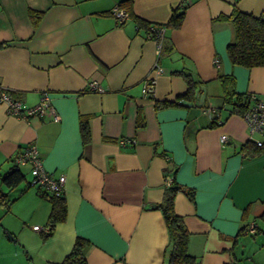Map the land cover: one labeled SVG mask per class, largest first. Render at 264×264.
<instances>
[{
    "label": "crops",
    "instance_id": "obj_1",
    "mask_svg": "<svg viewBox=\"0 0 264 264\" xmlns=\"http://www.w3.org/2000/svg\"><path fill=\"white\" fill-rule=\"evenodd\" d=\"M120 1L0 0V83L27 106L47 92L60 116L22 118L0 103V189L12 200L0 205V264H60L78 237L88 240V264H166L169 231L151 206L163 198L170 166L196 264H264V153L241 151L262 134L229 112L220 78L233 76L229 90L264 100V65L232 64L234 26L221 18L234 7L264 16V0H130L123 23L113 14ZM184 2L182 25L167 28L161 43L138 25L165 24ZM178 71L199 83L195 98L158 108L187 90ZM149 77L156 83L146 95ZM92 81L100 90H90ZM29 144L49 173L66 177L67 215L49 236L34 229L47 226L51 202L29 185L31 165H19L25 179L16 188L2 180Z\"/></svg>",
    "mask_w": 264,
    "mask_h": 264
},
{
    "label": "trees",
    "instance_id": "obj_2",
    "mask_svg": "<svg viewBox=\"0 0 264 264\" xmlns=\"http://www.w3.org/2000/svg\"><path fill=\"white\" fill-rule=\"evenodd\" d=\"M130 0H121L118 6L125 9L130 16L128 9L124 5ZM189 3L184 2L180 8L173 11L170 19L165 24H151L143 19H138V25L146 29L148 34H152L156 37L155 28L157 26L164 25L167 28H177L183 23L186 9ZM30 14L34 18L41 17L40 12L31 11ZM221 18L229 19L234 26V38L227 45V52L229 58L234 65H242L247 68L264 65V16H257L253 13L245 12L237 7H234L230 16H222ZM166 37V34L164 38ZM163 38V39H164ZM182 74L188 83L187 90L178 96V99L170 100H157L156 106L164 107L168 105L181 104L179 99L186 98L192 100L196 96L197 89H199V83L195 81L192 76L184 71H178ZM224 84V96L225 101L229 103V112L244 113L249 103V97L251 93H237L235 90L228 89V83L234 82L233 76L222 74L220 76ZM210 108V107H207ZM217 109V108H216ZM215 110V109H214ZM214 112V111H213ZM218 114V113H215ZM222 121L220 114L215 116V124ZM81 131L83 140L87 143L90 140V128L87 120L81 121ZM262 143L259 144L255 139H249L241 146V151L246 157H253L264 153V133L262 134ZM175 173L172 166L166 169V176L168 174ZM25 179V174L16 163L12 170L3 175L2 180L9 190L16 188ZM31 185V181L29 182ZM182 186L177 185L173 179L170 184L166 183V188L162 200L153 204L151 207L160 209L163 213L169 235L170 241L167 250V262L166 264H196L197 258L189 252L190 232L186 226L184 218L175 209L176 194ZM189 195L193 198L194 191L188 190ZM46 196L49 195L51 202V211L49 214L47 225L49 231L46 232V236H49L55 229L57 223L65 220L67 215V205L64 193L60 195L50 194L47 191L43 192ZM12 200L9 199V192L0 189V205H9ZM88 240L82 237H78L72 250L65 256L60 264H88L86 256L84 254V247Z\"/></svg>",
    "mask_w": 264,
    "mask_h": 264
},
{
    "label": "built area",
    "instance_id": "obj_3",
    "mask_svg": "<svg viewBox=\"0 0 264 264\" xmlns=\"http://www.w3.org/2000/svg\"><path fill=\"white\" fill-rule=\"evenodd\" d=\"M113 14L116 16L119 22L123 23L129 17V13L119 7L118 5L113 8ZM166 27L164 25L157 26L155 28L156 37H153L152 34L148 36L155 38L159 43L163 40L166 34ZM215 64L219 66V60L216 58L214 60ZM159 71H162L161 68H158ZM156 83V78L149 77L145 80L143 92L147 95L154 90V85ZM90 90H100V87L97 85L96 81L90 83ZM0 103L6 105L7 111L10 114L16 115L22 118H28L33 115H44L51 111L54 114V120H59L60 116L55 111V108L51 104V99L47 92H45L40 100L34 106H27L21 100H18L11 96L6 90L5 86L0 83ZM207 111H214L213 108H208ZM244 119L247 121L250 132L253 133H264V100L259 98L256 94L251 93L249 97V103L247 109L243 113ZM257 143L261 144L262 140L255 139ZM222 141L224 143L229 141L227 134L222 135ZM122 143H125L126 140H122ZM15 161L18 165L21 164H30L32 168V180L31 185L40 186L45 191L50 194L60 195L65 192L66 177L65 175L54 176L52 173H49L43 164V158L40 155L39 149L36 144H29L23 148V150L16 156ZM173 180L172 174L166 176V183L170 184ZM49 196V195H48ZM257 224H251L248 228L249 231L254 232ZM34 229L43 230L48 232L49 226H39L34 225Z\"/></svg>",
    "mask_w": 264,
    "mask_h": 264
}]
</instances>
